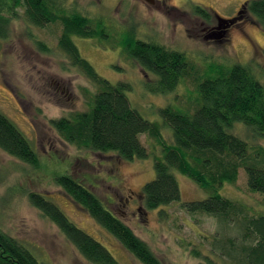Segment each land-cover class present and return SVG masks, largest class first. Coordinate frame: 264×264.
Returning a JSON list of instances; mask_svg holds the SVG:
<instances>
[{"label": "rangeland", "instance_id": "obj_1", "mask_svg": "<svg viewBox=\"0 0 264 264\" xmlns=\"http://www.w3.org/2000/svg\"><path fill=\"white\" fill-rule=\"evenodd\" d=\"M248 1L156 0L149 4L144 0H56V5L61 14L78 13L89 18L93 28L100 20L104 22L109 35L105 41L73 37L81 56L104 79L113 84L128 83L132 106L149 121L160 123L164 142L172 145V129L164 124L159 109L169 105L185 110L196 102L198 80L203 74L209 78L212 69L242 64L264 83V28L249 12ZM195 7L205 8L210 17L195 13ZM16 11L17 16L4 29L6 36H0V112L25 135L40 160L34 167L0 148V229L47 264H92L30 203L29 192H36L49 197L121 264H144L57 184L59 175L68 174L92 190L163 264H234L227 256L220 258L213 252V243L223 236L240 242L242 231L237 220L229 221V228H225L214 216L188 213L182 203L203 200L211 194L191 177L175 170L181 202L145 208L143 188L155 178V157L163 155V147L149 134L140 136L149 157L132 161L114 152L80 148L61 136L53 121L88 112L101 87L60 48V21L38 27L27 21L23 7ZM219 17L235 22L224 37H208L210 31H205V26H216ZM130 36L185 53L196 74L183 80L172 93L150 92L146 83L155 76L130 58L121 45ZM232 132L249 144V156L254 157L258 147L264 148V138L247 126L237 123ZM217 190L244 205L249 216L264 215L263 196L250 190L244 168H239L235 183L225 181Z\"/></svg>", "mask_w": 264, "mask_h": 264}, {"label": "trees", "instance_id": "obj_2", "mask_svg": "<svg viewBox=\"0 0 264 264\" xmlns=\"http://www.w3.org/2000/svg\"><path fill=\"white\" fill-rule=\"evenodd\" d=\"M19 7L25 9L27 21L35 26L44 27L60 21L63 25L60 48L74 65L101 87L88 112L53 121L61 136L80 148L98 153L114 152L120 158L132 161L149 157L150 151L140 140L141 135L149 134L163 147V155L155 154V178L143 188L145 208L159 209L181 202V190L175 175L178 170L211 192L203 200L182 203L188 213L214 216L225 228H229V221L237 220L242 231L240 242L226 236L215 238L213 252L220 258L227 256L234 264H264V215L249 216L244 205L223 197L217 190L225 181L235 183L239 168H244L250 190L260 193L264 200V148L258 147L255 156L251 157L249 144L232 132L235 124L240 123L264 138V83L255 72L242 64L212 69V77L205 78L203 74L198 80L196 102L185 110L169 105L160 108L164 124L173 133V144L167 145L162 138L160 123L149 121L132 106L127 95L130 85L126 82L113 84L104 79L81 56L73 37L109 39L103 21L93 28L90 19L81 14H61L62 9L59 10L56 0H0V36H6L4 29L11 18L17 16ZM247 8L264 28V0H249ZM195 11L203 17H210L205 8L195 7ZM123 40L121 45L128 56L155 76L154 81L146 83L147 89L154 94L172 93L183 80L196 74L183 52L133 36ZM0 148L21 162L34 167L39 165V155L33 145L1 112ZM206 170L210 173H205ZM56 180L138 260L144 264H163L149 246L81 181L68 174L59 175ZM28 198L92 264H121L105 245L79 228L49 197L29 192ZM0 264L47 263L0 229Z\"/></svg>", "mask_w": 264, "mask_h": 264}, {"label": "flooded vegetation", "instance_id": "obj_3", "mask_svg": "<svg viewBox=\"0 0 264 264\" xmlns=\"http://www.w3.org/2000/svg\"><path fill=\"white\" fill-rule=\"evenodd\" d=\"M244 9H245V6H244ZM239 12L241 14V11H239ZM234 22H235V20H234ZM232 26H233V23H230L229 21L228 22H222V23H220L218 21V24L216 26H213V27H210V28L208 26L207 27L205 26L204 30L205 31H207V30L210 31L209 34H208V37H215V38L216 37H224L228 33L229 28L232 27Z\"/></svg>", "mask_w": 264, "mask_h": 264}, {"label": "water", "instance_id": "obj_4", "mask_svg": "<svg viewBox=\"0 0 264 264\" xmlns=\"http://www.w3.org/2000/svg\"><path fill=\"white\" fill-rule=\"evenodd\" d=\"M144 1L147 2V3H149V4H154V3L156 2V0H144ZM218 19H219L218 21H219L220 23H222V22H228V21H229L230 23H233L234 20H235V19H229V20H228V19H224V18H221V17H219Z\"/></svg>", "mask_w": 264, "mask_h": 264}]
</instances>
